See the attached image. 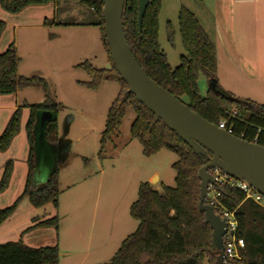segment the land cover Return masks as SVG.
Wrapping results in <instances>:
<instances>
[{
    "label": "trees",
    "instance_id": "trees-1",
    "mask_svg": "<svg viewBox=\"0 0 264 264\" xmlns=\"http://www.w3.org/2000/svg\"><path fill=\"white\" fill-rule=\"evenodd\" d=\"M62 0H0V8L16 14L30 6L57 3ZM91 10L96 16L94 21L77 23L95 25L100 29L101 40L111 61V68L97 69L90 63L77 65L90 77L89 82L81 85L95 90L105 81L116 82L121 86L118 95L111 103L100 138V153L121 125L128 107L135 113L130 127V135L142 146L145 156L166 149L177 156L171 167L175 171L174 187L162 185L161 190L149 182H142L137 189V199L130 205L129 214L137 220L136 229L125 237L112 258L103 264H201L207 260L215 264L217 252L211 246V228L204 222V213L198 209L200 179L198 171L205 165L207 155L195 154L192 148L169 130L161 120H157L135 96L128 92L126 83L121 79L112 63L104 33L102 19L103 0H70ZM161 0H149L142 20L141 30L137 29V0H125L122 12L123 31L129 48L145 73L159 86L187 104L210 123L218 125L224 119L226 128L232 134L247 141L256 142L264 147V104L242 99L224 90L221 93L208 86L206 95H201L197 86L199 73L205 75L207 82L216 80L217 52L214 44L201 28L196 16L185 7L178 14L179 31L185 54L180 56L177 67L171 68L167 55L161 50L158 38V15ZM47 20L45 19L44 23ZM71 23H62L70 25ZM74 24V23H72ZM5 26L0 21V34ZM20 58L16 48L10 43L0 53V95L13 94L18 89L34 87L43 92L40 103L28 104L29 116L25 123L28 141L27 172L21 193L4 208H0V224L15 210L19 201L27 198L31 206L42 207L48 203L56 209L59 204V171L64 165L65 156L57 159L53 169L43 183L39 182L36 164L37 140L53 146L60 144L57 114L62 106L55 101L49 83L39 75L18 73ZM218 83V81H217ZM226 95L232 97L228 99ZM234 107L236 115L228 113ZM49 111L51 117L43 124L40 117ZM21 107L17 106L0 133V150H4L17 134L20 127ZM12 164H4L0 178V192L10 179ZM218 202L233 211L238 222L239 236L244 240V248L239 258L226 259L225 264H264V206L246 197L240 189L222 184L218 186ZM59 218H33L32 224L24 231L34 227L52 226L58 229ZM23 231V232H24ZM57 245L29 246L21 239L0 243V264H58Z\"/></svg>",
    "mask_w": 264,
    "mask_h": 264
},
{
    "label": "rangeland",
    "instance_id": "rangeland-1",
    "mask_svg": "<svg viewBox=\"0 0 264 264\" xmlns=\"http://www.w3.org/2000/svg\"><path fill=\"white\" fill-rule=\"evenodd\" d=\"M181 7L187 8L196 16L201 28L214 44L220 61L216 77L220 80V85L228 83L238 71L228 63L225 52L229 46L222 40L223 35L225 37L229 31L234 37V60L247 58L246 45L249 43L250 46L252 43L253 34L252 26H247L249 23L252 25L253 14L246 12V24L243 23V17L238 12L240 5L236 0L232 2L233 12L223 13L215 10L216 0H161L158 38L171 68L177 67L180 56L185 54L178 23ZM57 8L58 20L61 22L86 23L96 19L90 9L75 1L62 0ZM38 17L39 15L33 14L20 21L25 25H18L21 23L12 19L15 18L14 14L0 8V21L5 23L0 34V53L13 43L20 58L19 74L43 77L49 83L55 101L62 106L57 114L60 144L53 146L39 139L36 144L38 178L42 177L45 181L56 160L64 155V165L59 171L61 187L66 189L76 185L69 191L64 190L60 197V237L67 249L74 252L71 257L59 255L60 264L107 263L121 241L138 225L137 220L130 216L129 207L137 199L139 184L149 182L158 190H161L162 185L174 187L175 171L171 165L178 158L166 149L149 156L142 153L141 144L130 135V127L135 118L131 107L126 109L118 132L100 153V138L106 115L121 86L116 82L105 81L95 90L88 89L81 83L89 82L90 77L77 67L87 61L97 69L111 68V61L100 38V29H47L36 26L39 25L36 23ZM242 68L244 72H252V65L244 60ZM197 86L201 95L207 94L208 82L202 73L198 75ZM235 86L239 87L237 84ZM239 89L245 90L241 85ZM42 100L43 92L40 88L27 87L19 93L17 106L21 107L20 127L8 147L0 150L1 173L8 160L12 164L11 172L13 168L16 171L21 169L23 164L27 167V160L21 153L23 155L24 151L27 154L28 141L25 139L26 146L23 147L19 140V136H24L26 132L25 123L29 116V108L24 103L34 104ZM231 111L234 115L238 114L234 107ZM87 176L90 178L82 183V179ZM4 192H0V198L4 196ZM1 203L7 202L0 201V205ZM45 206L47 205L43 208ZM48 208L51 207L48 205ZM31 209L34 208L28 199L23 198L2 223L16 222V225L27 228L31 225L33 216L44 210L33 213ZM49 228L54 230L52 226L35 229L42 233L52 230ZM44 239L45 237L40 236L37 238L39 241ZM85 254L87 256L83 258ZM201 264L212 263L203 260Z\"/></svg>",
    "mask_w": 264,
    "mask_h": 264
},
{
    "label": "water",
    "instance_id": "water-1",
    "mask_svg": "<svg viewBox=\"0 0 264 264\" xmlns=\"http://www.w3.org/2000/svg\"><path fill=\"white\" fill-rule=\"evenodd\" d=\"M124 3L125 0H103L104 33L112 63L126 83L128 92L152 112L157 120H161L169 130L189 145L195 154L206 156L207 151L211 152L212 156L208 162L198 171L200 179L198 209L204 213V222L211 228V246L217 252L215 264H225L223 246L225 222L214 212L211 205L205 203L207 186L214 183L210 171L219 169L228 176L245 180L264 196V147L208 122L145 73L134 58L124 35L122 24ZM148 3L149 0H137L138 31L141 30ZM128 4H131V0H128ZM208 86L221 93L216 80H210ZM226 97L232 99L229 95ZM50 117L49 111H43L40 117L41 124Z\"/></svg>",
    "mask_w": 264,
    "mask_h": 264
},
{
    "label": "crops",
    "instance_id": "crops-1",
    "mask_svg": "<svg viewBox=\"0 0 264 264\" xmlns=\"http://www.w3.org/2000/svg\"><path fill=\"white\" fill-rule=\"evenodd\" d=\"M235 0H216V8L215 10L219 13L223 12H231L232 2ZM238 4L240 5V8L238 9V12L243 17V23L246 24V12L253 14V23L252 25L247 26L248 28L252 26L253 34H252V43L249 45L247 43V54L248 57L244 59V62H248V65H252V72L247 73L243 71V60L238 58V60H234L233 56V49L234 44L232 42L234 41V37L230 32H228V35L225 34V37L223 35V39L225 43L229 46V48L226 50L225 55L228 60V63L230 66H232L235 71L237 72L235 75H233V78L228 81V83H223V85H220L218 79L219 86H223V88L226 89V91L231 92L234 96L242 99H249L259 104H264V0H236ZM230 4V7H229ZM58 5L57 3H48L46 5H40V6H30L25 9H23L21 12L14 14L15 18L14 21L19 22L21 24L18 25H25L24 22H20L22 20H26L27 18L31 17L33 14L39 15L37 18L38 21L36 22L39 25L44 28L49 29H58V30H73L76 27H87L96 29L98 28L95 25H79L77 23L70 24V25H62V23H70V22H61L58 20ZM228 8V9H227ZM233 12V11H232ZM53 16V17H47V16ZM42 16H44V19L42 20ZM45 19L47 20L46 23H44ZM90 22V21H89ZM17 24L15 26H18ZM243 27L246 29V26L243 24ZM82 32V31H79ZM244 35H246V32H244ZM229 37V38H228ZM100 38H101V32H100ZM223 43V41H222ZM238 50V48H237ZM246 50V48H245ZM239 51V50H238ZM217 52V51H216ZM250 63V64H249ZM220 61L217 54V67H219ZM245 65V64H244ZM218 71V69H217ZM18 73H19V64H18ZM220 73V72H219ZM218 74V73H217ZM23 75V74H21ZM29 76V75H26ZM230 83V84H229ZM235 84H237L239 87L244 86L245 90H240L239 87H236ZM222 88V87H221ZM24 89V88H22ZM22 89H18L13 94H5L0 95V130L3 128L5 123L10 117V114L13 112V110L17 107L18 104V95L22 92ZM14 95V96H12ZM58 125V120H57ZM16 137V136H15ZM19 140L22 143V146H26V132L24 136L20 135ZM26 137V138H25ZM26 139V140H25ZM28 154V152H27ZM27 154L26 152L23 155L21 153V156L26 158L27 160ZM9 157V156H8ZM7 158V157H6ZM25 160V159H24ZM27 167L25 164H23V167L21 169H17V171L13 168L9 183L7 187L3 190L5 191L3 194L4 196L0 198V201H5L7 203H1L0 207L3 205L9 204L15 200V198L21 193L25 177H26ZM1 170H0V178H1ZM90 176L84 177L82 179V183L86 182ZM43 178H39V182L43 183ZM76 185H71L66 187V189H62L61 187V177L59 175V189H60V195H59V204L58 207L55 209L52 204L48 203L46 204L45 208L42 207H33L34 209H31V212L37 213L38 210L44 209L42 213H38L37 215H34L33 218L38 217L39 219H45L52 217L53 215H57L59 218V225L57 230H46L45 232L36 230L37 228H46V227H34L31 230L24 231L26 227H21L16 225V222H4L0 225V243L6 242V241H15L18 239H21L25 244L29 246L39 247V246H46V245H57L59 249V255L71 257L74 255V252L70 249H67L66 244L62 242L60 237V225L62 216L60 215V197L64 190H71ZM9 201V203H8ZM48 205L51 207L48 208ZM32 213V214H33ZM32 218V220H33ZM31 220V222H32ZM32 224V223H31ZM28 227V226H27ZM36 228V229H35ZM24 231V232H23ZM35 231H38L36 234H32ZM38 236L45 237L43 241L37 240ZM87 254L83 256L85 258ZM82 258V259H83ZM61 263V257L59 258V263Z\"/></svg>",
    "mask_w": 264,
    "mask_h": 264
},
{
    "label": "built area",
    "instance_id": "built-area-1",
    "mask_svg": "<svg viewBox=\"0 0 264 264\" xmlns=\"http://www.w3.org/2000/svg\"><path fill=\"white\" fill-rule=\"evenodd\" d=\"M233 111V110H232ZM230 111L228 114L233 116L234 113ZM219 128L227 130L232 133L230 128H226L225 120L222 119L217 125ZM214 183L208 184L205 197V203L212 206L214 212L225 222L223 234L224 246V260L239 258V251L244 248V240L239 236L238 222L233 211H229L222 207L218 202V186L224 183L236 187L245 193L246 197L252 198L255 202L264 206V196L258 193L248 182L242 179L231 177L223 173L219 169L210 171Z\"/></svg>",
    "mask_w": 264,
    "mask_h": 264
}]
</instances>
